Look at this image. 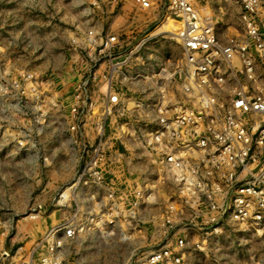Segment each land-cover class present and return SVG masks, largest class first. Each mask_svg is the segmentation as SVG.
I'll list each match as a JSON object with an SVG mask.
<instances>
[{
  "label": "built area",
  "instance_id": "built-area-1",
  "mask_svg": "<svg viewBox=\"0 0 264 264\" xmlns=\"http://www.w3.org/2000/svg\"><path fill=\"white\" fill-rule=\"evenodd\" d=\"M132 1L140 10L154 5ZM238 3L242 32L222 40L194 0H160L157 8L178 25L183 59L157 79L140 63L147 40L105 34L91 90L71 107L63 137L72 177L51 203L74 207V220L50 229L40 245L47 254L39 260L37 244L23 264H62L81 221L119 242L151 224L146 235L139 231L143 264H180L229 227L264 237V0ZM57 139L51 161L60 155Z\"/></svg>",
  "mask_w": 264,
  "mask_h": 264
},
{
  "label": "rangeland",
  "instance_id": "rangeland-1",
  "mask_svg": "<svg viewBox=\"0 0 264 264\" xmlns=\"http://www.w3.org/2000/svg\"><path fill=\"white\" fill-rule=\"evenodd\" d=\"M159 1L147 10L127 1L129 9L121 16L120 6L108 0H0V264L26 263L37 244L40 260L47 254L40 245L48 231L65 229L74 220V207L51 203L72 177L73 150L63 137L70 135L71 107L81 106L91 90L105 34L121 33L134 45L147 40L140 63L155 79L160 68L172 73L180 65L175 30L166 32V21L173 20L157 8ZM194 4L212 18L222 40L242 32L238 0ZM174 88L168 86L170 95ZM132 89L122 87L130 102ZM132 114H127L130 120ZM55 139L60 155L51 161L47 156ZM74 225L77 237L64 244L62 264H143L138 236L152 230L151 224L130 229L132 240L125 242L114 235L101 237L82 221ZM203 249L185 254L180 264H264V237L236 227L211 236Z\"/></svg>",
  "mask_w": 264,
  "mask_h": 264
},
{
  "label": "crops",
  "instance_id": "crops-1",
  "mask_svg": "<svg viewBox=\"0 0 264 264\" xmlns=\"http://www.w3.org/2000/svg\"><path fill=\"white\" fill-rule=\"evenodd\" d=\"M125 1H126V3H125ZM127 1H130V0H124L123 5H122V6L120 7V9H119V12H118V13H121V14H119V15H121V16L125 14L126 9H129V7H128L129 4L127 5ZM96 2H97V1H96ZM97 3H98V2H97ZM131 12H132V10H131ZM131 12H130V10H129V13H131ZM121 16H120V17H121ZM103 26H104V25H103ZM108 28H110V27H108ZM108 28H107V30H109ZM45 232H46V230H45ZM45 232H44V233H45Z\"/></svg>",
  "mask_w": 264,
  "mask_h": 264
},
{
  "label": "bare ground",
  "instance_id": "bare-ground-1",
  "mask_svg": "<svg viewBox=\"0 0 264 264\" xmlns=\"http://www.w3.org/2000/svg\"><path fill=\"white\" fill-rule=\"evenodd\" d=\"M166 22L169 23V28H168V29H170V30H167L166 32L174 31V30H175V31H174V34L177 33L178 25H177L176 23L174 24L175 21L173 22V21H171V20H169V21L167 20ZM162 25H163V24H162ZM175 25H176V28H175ZM169 33H170V32H169ZM172 35H173V34H172Z\"/></svg>",
  "mask_w": 264,
  "mask_h": 264
}]
</instances>
